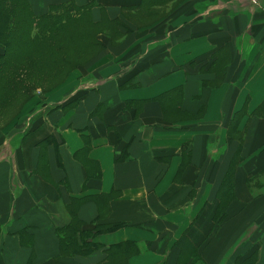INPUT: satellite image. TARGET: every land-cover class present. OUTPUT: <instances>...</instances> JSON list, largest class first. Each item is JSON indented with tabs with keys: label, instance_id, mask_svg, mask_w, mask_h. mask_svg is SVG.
I'll return each mask as SVG.
<instances>
[{
	"label": "crops",
	"instance_id": "crops-1",
	"mask_svg": "<svg viewBox=\"0 0 264 264\" xmlns=\"http://www.w3.org/2000/svg\"><path fill=\"white\" fill-rule=\"evenodd\" d=\"M28 1L123 41L0 123V264H264V0Z\"/></svg>",
	"mask_w": 264,
	"mask_h": 264
},
{
	"label": "trees",
	"instance_id": "trees-1",
	"mask_svg": "<svg viewBox=\"0 0 264 264\" xmlns=\"http://www.w3.org/2000/svg\"><path fill=\"white\" fill-rule=\"evenodd\" d=\"M69 5L74 6L77 11L87 9L86 11L90 13V6L78 7L68 3L53 6L45 15L36 16L28 0H0V45L3 49V52H0V81L2 82L0 105L14 102L26 91L27 85L20 83V79L23 80L33 70L39 75L45 72L44 76L49 74L56 76L62 68L70 65V61L63 57V53L73 52V42L71 40L63 42L65 36L61 34H69L71 31L69 28L73 22L70 19L71 14L63 12L61 15H54L58 12L54 10ZM62 30L65 33H62ZM8 64L11 65L8 67ZM10 76L15 77L16 82H11ZM69 230L71 232L60 235L63 249L65 248L64 238L68 233L71 237L72 234L81 233L72 228Z\"/></svg>",
	"mask_w": 264,
	"mask_h": 264
},
{
	"label": "rangeland",
	"instance_id": "rangeland-1",
	"mask_svg": "<svg viewBox=\"0 0 264 264\" xmlns=\"http://www.w3.org/2000/svg\"><path fill=\"white\" fill-rule=\"evenodd\" d=\"M86 10L87 9L84 11H77L72 5L54 10L58 11L54 13V15H61L63 12L71 14L70 19L73 21L72 26L69 27L71 31H69V34H61L65 36L63 42H66V40H71L73 42V52H71V54L63 53V57L70 61V65L62 68L60 73H57L56 76L54 74L44 76L46 75L45 72L39 75L37 71L33 70V72L23 78V80L20 79V83L27 85V87H25L26 91L20 97L16 98L14 102L11 101V103L0 105V107L2 106L0 110V123L3 125V128H6L7 124L8 126H12L10 129L11 134H15V126L23 123L28 116L32 117V113H34L35 110L40 111L46 102H49V104H56V102L61 101L62 106L64 102L68 101L71 98L69 97L71 96L69 91L66 89L68 80V85H74L70 88L72 90L85 84L84 76L79 74L87 73L91 70L99 71L98 69L108 66L111 63L109 61V55L103 58L100 56L105 53L110 46V48H112L110 52L113 53L114 48H119L122 44L123 40L121 37H114L111 34V31L113 33L112 29H114L115 22L107 19L102 20V22H94L92 15ZM158 14L149 13L148 15H141L137 19V22L143 25L152 23ZM91 21L94 22V24H92ZM116 24L119 23L116 22ZM62 33H65V31L62 30ZM10 65L11 64H8V67ZM10 81L16 82L15 77L12 78V76H10ZM1 86L2 82L0 81V87ZM75 102L76 101H73V103ZM250 212L252 213L253 211ZM253 219H257L256 216Z\"/></svg>",
	"mask_w": 264,
	"mask_h": 264
}]
</instances>
